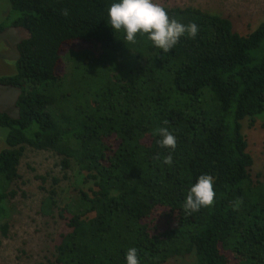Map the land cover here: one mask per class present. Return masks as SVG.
Returning a JSON list of instances; mask_svg holds the SVG:
<instances>
[{"label":"trees","instance_id":"16d2710c","mask_svg":"<svg viewBox=\"0 0 264 264\" xmlns=\"http://www.w3.org/2000/svg\"><path fill=\"white\" fill-rule=\"evenodd\" d=\"M8 1L0 34L20 28L26 37L15 44V73L0 76V87L18 91V115L0 110V235L29 146L58 156L62 171L74 166L85 186L60 205V179L46 187L48 176L35 175L45 192L39 214L68 228L52 264H125L130 247L139 264L187 255L194 264H264V175L250 174L243 133L264 116V16L240 34L216 12L162 6L198 26L165 53L146 35L130 43L113 32L111 0ZM76 43L85 48L62 58ZM63 59L70 66L59 73ZM160 127L174 149L157 143ZM204 173L214 201L186 211V192Z\"/></svg>","mask_w":264,"mask_h":264},{"label":"rangeland","instance_id":"374dc122","mask_svg":"<svg viewBox=\"0 0 264 264\" xmlns=\"http://www.w3.org/2000/svg\"><path fill=\"white\" fill-rule=\"evenodd\" d=\"M157 2L165 7L193 6L216 12L228 17L234 30L240 34L248 33L264 16V0H157ZM8 9L9 1L0 0V22L5 19ZM25 36L26 32L20 28H10L0 34V76L15 73L17 58L15 44ZM82 48H85L82 43L66 46L61 54L62 58L66 53L67 57L71 52H77ZM69 66V60L63 59L57 72L65 73ZM17 94L16 89L0 87V110L12 117L18 115L14 107ZM246 126L243 133L247 140V151L253 158L250 174L264 175V116L257 118L254 127ZM5 135L6 130L0 126V150L6 146ZM58 161L59 157L50 151H37L29 146L25 147L18 166L20 181L12 186L16 190V196L9 201L11 206L7 235L4 237L0 235V264H52L54 244L59 235L68 231V228L65 221L57 216L50 218L39 214L40 201L45 192L39 189L40 181L35 175L48 176L46 187L51 183V177L60 179L57 185L60 205L72 195L75 187H85L74 166L62 171L58 167ZM166 264H194V256L173 258Z\"/></svg>","mask_w":264,"mask_h":264},{"label":"clouds","instance_id":"9594fccd","mask_svg":"<svg viewBox=\"0 0 264 264\" xmlns=\"http://www.w3.org/2000/svg\"><path fill=\"white\" fill-rule=\"evenodd\" d=\"M113 32H123L124 39L130 43L136 42L137 34L147 36L153 46L168 52L181 37H195L198 26L195 23L184 24L169 16L167 10L157 0H111L107 5V22ZM161 147L174 149L175 136L165 127L156 130ZM172 156L167 155L163 163L171 164ZM214 179L211 175L200 174L195 183L188 188L183 207L186 211L196 212L201 207L213 203L215 191ZM125 264H139L138 252L135 247L127 249Z\"/></svg>","mask_w":264,"mask_h":264},{"label":"crops","instance_id":"0c3cea01","mask_svg":"<svg viewBox=\"0 0 264 264\" xmlns=\"http://www.w3.org/2000/svg\"><path fill=\"white\" fill-rule=\"evenodd\" d=\"M26 37V36H25ZM24 38V37H23ZM3 58H5V57H3ZM8 59V58H7Z\"/></svg>","mask_w":264,"mask_h":264}]
</instances>
